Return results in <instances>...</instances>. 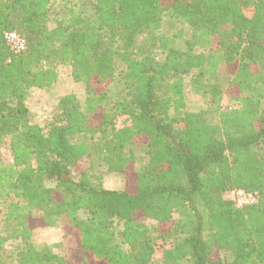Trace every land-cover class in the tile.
I'll return each instance as SVG.
<instances>
[{
  "label": "trees",
  "instance_id": "16d2710c",
  "mask_svg": "<svg viewBox=\"0 0 264 264\" xmlns=\"http://www.w3.org/2000/svg\"><path fill=\"white\" fill-rule=\"evenodd\" d=\"M217 61L239 92L224 113ZM59 65L85 93L40 121L30 89L56 83ZM3 145L0 264H69L31 241L59 224L79 264H153L158 247L160 264H264V0H0ZM107 171L132 187L106 188ZM233 188L256 202L238 207Z\"/></svg>",
  "mask_w": 264,
  "mask_h": 264
},
{
  "label": "rangeland",
  "instance_id": "374dc122",
  "mask_svg": "<svg viewBox=\"0 0 264 264\" xmlns=\"http://www.w3.org/2000/svg\"><path fill=\"white\" fill-rule=\"evenodd\" d=\"M189 34V32H187ZM218 74L217 81L224 89L223 97L218 105L220 113L229 112L239 107L236 96L238 95V88L231 87L230 80L232 78V67H228L226 63L217 61ZM73 68L69 65H59L58 72L59 78L56 83L48 88H31L28 98L27 105L32 112H34L40 121H42L48 114H50L54 107L59 102L60 98L68 93H74L77 96L82 97L84 95V83L76 81L72 74ZM193 103V107L207 108L208 104L204 103L203 100L195 95L190 97ZM214 121L220 119V114L212 113L209 115ZM126 121L125 116H119L117 125L123 126ZM0 159L3 162H11V154L7 146L3 145L0 149ZM88 166V161L83 160L73 167V173L79 175ZM135 168V165L133 166ZM134 169L132 170V173ZM129 174V172H128ZM128 174L119 171H107L104 175V186L106 188H126L130 187L133 183V176L129 179ZM132 187V186H131ZM64 229L61 224L51 228H38L34 231L32 236V243L36 246L49 244L53 246V250L60 255L66 257L69 264H79L81 262V255L77 248L76 238L73 233H68L63 237ZM18 240H10L5 243L6 252L10 253L12 246H14ZM163 247H158L155 254L153 264H160L162 258Z\"/></svg>",
  "mask_w": 264,
  "mask_h": 264
},
{
  "label": "built area",
  "instance_id": "2783aa9c",
  "mask_svg": "<svg viewBox=\"0 0 264 264\" xmlns=\"http://www.w3.org/2000/svg\"><path fill=\"white\" fill-rule=\"evenodd\" d=\"M5 40L14 54L22 53L27 47L26 38L15 30H7L4 33ZM227 197L231 199L238 207H244L256 202L258 193L246 191L241 188H233L227 193Z\"/></svg>",
  "mask_w": 264,
  "mask_h": 264
}]
</instances>
